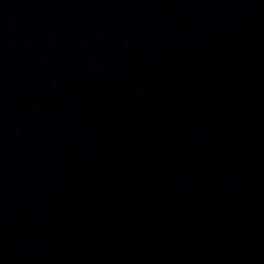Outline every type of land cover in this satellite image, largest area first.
<instances>
[{
	"label": "water",
	"instance_id": "95a60500",
	"mask_svg": "<svg viewBox=\"0 0 264 264\" xmlns=\"http://www.w3.org/2000/svg\"><path fill=\"white\" fill-rule=\"evenodd\" d=\"M0 264H264V0H0Z\"/></svg>",
	"mask_w": 264,
	"mask_h": 264
}]
</instances>
